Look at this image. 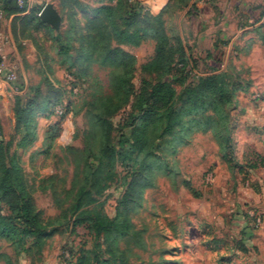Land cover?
Masks as SVG:
<instances>
[{
	"label": "rangeland",
	"instance_id": "rangeland-1",
	"mask_svg": "<svg viewBox=\"0 0 264 264\" xmlns=\"http://www.w3.org/2000/svg\"><path fill=\"white\" fill-rule=\"evenodd\" d=\"M83 1L86 5L93 4V0ZM63 2L26 0V5L31 3L36 9L52 3L62 18ZM206 3H199L201 21L196 18L192 22L180 1L163 15L161 29L170 38L173 50L179 41L195 57L203 55V48L219 45L220 61L208 59L206 65L221 71L228 87L236 91L228 111V124L230 133L240 138L251 131L245 125L251 119L258 116L264 123V24L246 32L228 28L226 38L222 39L217 28L212 27L221 19L220 13L205 14ZM90 17L91 12L81 14L80 25ZM33 19L37 20V16ZM198 22L203 30L196 36ZM158 23L152 24L158 29ZM63 25L62 21L60 27ZM142 25L138 23V27ZM11 28L16 26L12 24ZM201 34L203 38L199 40ZM155 45V40L146 38L137 46L122 47L135 57V65L128 103L108 117L113 142L127 131L121 128L141 80L152 83L160 73L166 72L165 67L142 69L153 58ZM28 52L32 56V51ZM75 57L76 52L71 59ZM176 59V53L167 52L162 66L170 61L174 65ZM79 64L80 61L73 63L71 71L77 73ZM90 70L89 76L80 78L66 71L68 82L53 80V88L45 82L41 84L42 90L50 94L52 104L35 115L37 139L16 149L35 212L47 229L55 231L46 238L43 247L29 252L17 253L10 242L0 239V253L7 255L13 264H264V164L256 169L244 168L247 165L241 156L242 144L234 138L220 143L219 136L211 132L194 133L188 145L176 149L167 144L170 136L159 138L154 141L158 147L154 150L157 159L153 167L126 166L117 160L107 186L102 191L92 188L96 201L87 209L94 208L109 219L126 220L134 231L119 238L115 246L111 244L112 252L108 253L109 243L95 235L86 219L75 221L77 212L72 213V205L76 191L80 186L88 188L94 183L89 173L96 165L93 153L99 149L97 141L92 143L86 138L89 119L85 103L91 101L88 93L93 89L106 91V70L96 64ZM32 79L33 86L38 84L37 77ZM164 80L172 82L185 95L188 79L181 80L178 72L171 70ZM60 104H70L71 111L63 118L60 135L51 140L49 129L61 119L56 113ZM241 107H245L243 112ZM7 126L9 132L5 134L1 127L3 141L13 133L12 115ZM254 143L262 148L264 139ZM86 145L92 150L89 154ZM13 151L14 143L10 146V152ZM161 161L166 168L157 165ZM254 215L255 222L249 219ZM0 264H5L1 256Z\"/></svg>",
	"mask_w": 264,
	"mask_h": 264
},
{
	"label": "trees",
	"instance_id": "trees-1",
	"mask_svg": "<svg viewBox=\"0 0 264 264\" xmlns=\"http://www.w3.org/2000/svg\"><path fill=\"white\" fill-rule=\"evenodd\" d=\"M180 1L182 9H187L186 15L192 22L197 20L199 3L208 2L170 0L158 14L147 15L143 13L139 0H93V4L87 2L91 7L83 0H64L61 10L65 25L58 32L39 20L36 23L48 31L56 53L63 57L60 65L73 77L89 76L92 64L106 70V91L93 89L88 93L91 101L85 103L89 119L86 138L91 139L92 143L97 141L99 148L93 153L96 165L89 173V177H94V183L91 187L80 186L77 189L72 213L77 212L75 221L83 222L86 219L95 235L102 236L109 243L108 253L112 252L111 244L115 246L119 238L134 231L129 229L126 220L109 219L96 209L87 207L96 201L92 188L102 191L107 186L117 160L126 166H141L142 169H146L148 165L153 167L157 159L154 150L158 147L154 145V141L165 136L171 137L167 144L172 149L188 145L192 135L197 132L218 135L220 143L233 140L228 124V111L236 91L228 87L221 71L206 65L208 59L220 61L218 55L222 54V50L219 45L214 44L212 49L203 48V55L195 57L184 46L179 45V41L173 50L170 38L161 29L163 15ZM43 6L44 4L38 12ZM258 8L263 9L264 4ZM89 12L92 17L80 25V15ZM153 21H159L158 29L152 24ZM139 22L143 24L140 27ZM197 25V30L194 29L196 36L203 30L199 22ZM146 38L155 40V54L142 69H167L152 83L146 79L141 80L139 92L127 113V121L121 128H126L127 131L113 142L112 124L108 117L128 103L135 65V57L122 47L137 46ZM74 52L76 57L71 59ZM167 52L176 53L177 61L174 65L170 61L168 65L162 66ZM76 61H80L77 73L71 71ZM200 66L204 68L203 71ZM171 70L178 72L181 80H189L185 84V95L182 96L172 82L164 80V76ZM15 72L16 79L9 83V88L14 92L11 110L13 133L7 141L0 139V239L10 242L19 253L40 249L46 238L55 231L54 228L47 229L35 212L31 189L24 181L20 157L16 151L37 139L35 115L46 111L52 104L50 94L42 90L41 84L45 82L50 88L54 85L49 78L43 77L38 84L26 86L20 70L15 69ZM60 105L63 106V113L60 115L61 119L49 129L51 140L60 135L63 118L71 111L70 104ZM13 143L15 151L10 152ZM88 145L87 154L92 151ZM263 164L264 157L254 155L246 161L247 166L244 168L256 169ZM157 165L166 168L163 161ZM185 185L188 183L185 182ZM256 218L254 215L249 219L255 222ZM0 256L5 264H13L7 255L0 253Z\"/></svg>",
	"mask_w": 264,
	"mask_h": 264
},
{
	"label": "crops",
	"instance_id": "crops-1",
	"mask_svg": "<svg viewBox=\"0 0 264 264\" xmlns=\"http://www.w3.org/2000/svg\"><path fill=\"white\" fill-rule=\"evenodd\" d=\"M139 1L143 11L157 13L170 0ZM263 4L264 0H208L204 4V8L207 10L205 14L214 11L220 13L219 17L221 19L217 20L212 27H216L217 34L224 39L226 38L225 31L228 28H232L237 32L238 30L246 32L249 29L261 26L264 23V8L260 9L258 7ZM54 8L57 10L55 6ZM39 9L40 7L33 9L31 3L28 5L25 3L23 7H19L14 0H4L0 32H2L5 39L0 42L1 58L9 67L20 70L26 86L35 83L32 79L34 76L37 77L36 83H39L41 78L47 77L51 81L55 80V82L66 84L69 78L68 73L60 65L63 57L56 53L51 36L46 33L47 30L35 24L38 20L41 21L38 17ZM34 15L37 16V20L33 19ZM197 18H201L199 14ZM12 24L16 26V29L12 30ZM38 28H41V30ZM50 28L54 32H58L61 27L58 30ZM198 38L199 40L202 39L203 35L201 34ZM28 50L32 51V56ZM13 104L14 92L7 84L0 82V124L4 134L7 130L9 132V128L6 129V127H9L7 125L10 124ZM244 108H242V112ZM236 123L240 124L238 120ZM249 124L252 126H249ZM249 124H245L248 128L251 127L248 134L243 137L240 136V138H235L233 135L234 141L242 144L241 156L246 161L254 155L264 157V146L261 148L254 143V140L264 139L263 118L257 116L251 119Z\"/></svg>",
	"mask_w": 264,
	"mask_h": 264
},
{
	"label": "built area",
	"instance_id": "built-area-1",
	"mask_svg": "<svg viewBox=\"0 0 264 264\" xmlns=\"http://www.w3.org/2000/svg\"><path fill=\"white\" fill-rule=\"evenodd\" d=\"M19 7H23L26 3V0H14ZM4 0H0V17L2 15V6ZM39 14V12H38ZM5 37L0 34V42L4 40ZM16 79L15 68L9 67L5 61L1 58V46H0V82H3L9 86V83L13 82ZM56 113L62 115L63 106L59 105L56 109ZM211 175V174H210ZM257 220V218H256Z\"/></svg>",
	"mask_w": 264,
	"mask_h": 264
},
{
	"label": "water",
	"instance_id": "water-1",
	"mask_svg": "<svg viewBox=\"0 0 264 264\" xmlns=\"http://www.w3.org/2000/svg\"><path fill=\"white\" fill-rule=\"evenodd\" d=\"M39 19L58 30L61 24V16L58 11L54 8L52 3H46L38 14Z\"/></svg>",
	"mask_w": 264,
	"mask_h": 264
}]
</instances>
